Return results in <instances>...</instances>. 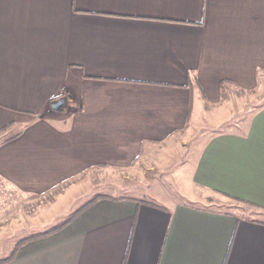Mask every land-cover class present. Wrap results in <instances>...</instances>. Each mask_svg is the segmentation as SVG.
I'll return each mask as SVG.
<instances>
[{
    "label": "crops",
    "instance_id": "crops-1",
    "mask_svg": "<svg viewBox=\"0 0 264 264\" xmlns=\"http://www.w3.org/2000/svg\"><path fill=\"white\" fill-rule=\"evenodd\" d=\"M0 264H264V0H0Z\"/></svg>",
    "mask_w": 264,
    "mask_h": 264
},
{
    "label": "rangeland",
    "instance_id": "rangeland-1",
    "mask_svg": "<svg viewBox=\"0 0 264 264\" xmlns=\"http://www.w3.org/2000/svg\"><path fill=\"white\" fill-rule=\"evenodd\" d=\"M211 135V131L208 132ZM111 175V173H109ZM120 176V175H119ZM126 177L121 178H110L107 179H95L93 178L91 182L93 183L92 191L100 190L101 194H106L109 197H125L133 195L131 192L133 189H142L145 188L144 182H135V179L131 178V175L125 173ZM128 176V177H127ZM89 180H85L84 182H88ZM83 182V181H82ZM136 186V187H135ZM88 195V194H87ZM85 197V196H84ZM238 204V203H237ZM240 207L247 208L246 205L239 204Z\"/></svg>",
    "mask_w": 264,
    "mask_h": 264
},
{
    "label": "water",
    "instance_id": "water-1",
    "mask_svg": "<svg viewBox=\"0 0 264 264\" xmlns=\"http://www.w3.org/2000/svg\"><path fill=\"white\" fill-rule=\"evenodd\" d=\"M59 105H60V102H56V103H52V104H51V107H52L53 109H58Z\"/></svg>",
    "mask_w": 264,
    "mask_h": 264
}]
</instances>
